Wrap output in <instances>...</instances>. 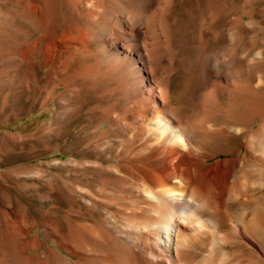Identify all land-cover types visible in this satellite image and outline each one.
Returning a JSON list of instances; mask_svg holds the SVG:
<instances>
[{"label":"bare ground","instance_id":"bare-ground-1","mask_svg":"<svg viewBox=\"0 0 264 264\" xmlns=\"http://www.w3.org/2000/svg\"><path fill=\"white\" fill-rule=\"evenodd\" d=\"M154 2L64 0L58 41L71 53L101 49L122 74L125 108L103 121L96 149L110 154L84 166L90 177L40 175L44 210L30 212L35 194L23 189L3 211L0 264H264V45L208 47L195 71L178 67L164 16L172 0L148 15ZM180 70L185 88L170 91ZM58 182L76 207L53 203Z\"/></svg>","mask_w":264,"mask_h":264},{"label":"rangeland","instance_id":"rangeland-1","mask_svg":"<svg viewBox=\"0 0 264 264\" xmlns=\"http://www.w3.org/2000/svg\"><path fill=\"white\" fill-rule=\"evenodd\" d=\"M163 2L155 0L148 15L156 13ZM63 3L64 0H0L3 229L2 213L20 206L23 189L35 194L29 200L30 212L37 213L49 205L50 201L37 198V194H44V185L34 180L38 176L53 182L59 177L73 184L83 180L85 174L90 177L84 166H94L110 154L104 148L96 149L97 141L108 138L98 139L108 126L103 121L125 108V91L118 82L122 74L103 62L101 49L92 45L71 53L64 47L66 42L58 41L57 34L69 23ZM167 9L164 16L170 25L172 63L178 67L191 65L195 71L203 58L202 51H198L208 47L215 50L227 44L243 50L264 45V0H172ZM138 40L148 47L153 43L147 28ZM121 44L120 48H127ZM186 77L182 70L173 74L170 91L182 92ZM135 104L134 114L140 113V106ZM134 114L128 122L137 119ZM113 162L104 159L102 164ZM56 185L51 191L53 203L63 210L76 207L67 186L63 182ZM2 235L5 237L4 231Z\"/></svg>","mask_w":264,"mask_h":264}]
</instances>
